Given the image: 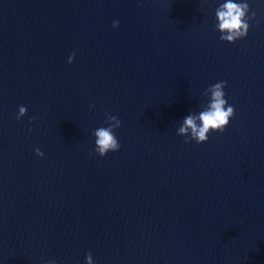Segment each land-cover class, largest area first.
Instances as JSON below:
<instances>
[{
    "label": "water",
    "instance_id": "95a60500",
    "mask_svg": "<svg viewBox=\"0 0 264 264\" xmlns=\"http://www.w3.org/2000/svg\"><path fill=\"white\" fill-rule=\"evenodd\" d=\"M224 2L0 0V264H264V0L235 43ZM221 81L234 117L185 143Z\"/></svg>",
    "mask_w": 264,
    "mask_h": 264
},
{
    "label": "clouds",
    "instance_id": "9594fccd",
    "mask_svg": "<svg viewBox=\"0 0 264 264\" xmlns=\"http://www.w3.org/2000/svg\"><path fill=\"white\" fill-rule=\"evenodd\" d=\"M247 0L235 2V0H225L216 9L218 23L216 29L221 33V41L235 43L237 40L246 38L249 33V20L255 19L256 13L252 12ZM119 21L113 22V27H119ZM75 53L68 58V63H73ZM227 82L221 81L211 85L204 95L209 97V103L203 111L198 114L187 115L178 129V135L185 137V143L195 142L203 144L208 141L212 132L223 133L235 115V108L228 104L224 91ZM27 114V108L20 106L16 119L19 121ZM35 117L32 122H35ZM105 123L108 127H100L94 131L95 153L100 157H105L109 152H116L120 149V143L115 135V130L121 127L118 117L107 114ZM36 155L43 157L44 153L35 149ZM49 264L54 262L49 261ZM86 264H94L91 252L86 255Z\"/></svg>",
    "mask_w": 264,
    "mask_h": 264
}]
</instances>
